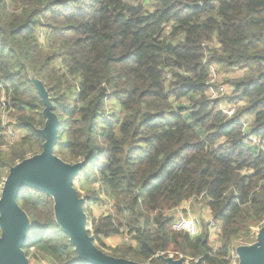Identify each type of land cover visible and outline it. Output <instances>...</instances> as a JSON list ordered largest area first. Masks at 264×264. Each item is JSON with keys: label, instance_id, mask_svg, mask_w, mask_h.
I'll return each instance as SVG.
<instances>
[{"label": "trees", "instance_id": "trees-1", "mask_svg": "<svg viewBox=\"0 0 264 264\" xmlns=\"http://www.w3.org/2000/svg\"><path fill=\"white\" fill-rule=\"evenodd\" d=\"M212 69L243 73L226 81L232 94L209 95ZM34 79L59 120L54 154L84 163L75 182L99 249L140 264H164L161 255L230 264L236 244L255 242L264 225V0H0V101L4 93L23 133L2 149L0 103V196L10 169L43 150ZM104 200L111 209L93 219ZM189 201L220 226L216 251L209 225L196 238L173 229ZM17 203L31 223L26 255L85 264L50 197L24 188ZM114 236L136 247H106Z\"/></svg>", "mask_w": 264, "mask_h": 264}, {"label": "water", "instance_id": "water-1", "mask_svg": "<svg viewBox=\"0 0 264 264\" xmlns=\"http://www.w3.org/2000/svg\"><path fill=\"white\" fill-rule=\"evenodd\" d=\"M33 84L45 106L43 115L46 123L40 131L45 143L40 154L12 167L5 179L0 196V264H30L24 245L31 223L17 203L24 188L40 191L53 200L56 223L69 237L79 259L85 264H140L111 257L99 249L90 237L84 199L79 197L74 187L75 178L81 173L84 163L69 164L54 154L59 120L53 113V104L44 84L35 79ZM236 256L239 264H264V225L259 229L255 242L238 247ZM158 258L164 264H191L183 257L176 260L174 255ZM195 264H204V259L196 260Z\"/></svg>", "mask_w": 264, "mask_h": 264}, {"label": "rangeland", "instance_id": "rangeland-1", "mask_svg": "<svg viewBox=\"0 0 264 264\" xmlns=\"http://www.w3.org/2000/svg\"><path fill=\"white\" fill-rule=\"evenodd\" d=\"M145 5H148V3L145 4ZM231 75H233L232 77L234 78V80H237L240 77H242L243 73L240 72V73H236V74L227 75V74H224V73L220 72L218 69H212L211 84L215 87V89H212L211 92L209 93V95L213 96V97H216L217 95H219L218 93H220L221 95H230V94H232L233 88L230 85L226 84V81L227 80H231V77H230V79L224 78L225 76L229 77ZM182 104L183 105H188V102L184 100L182 102ZM223 110L228 115L233 114L234 111H235L234 108H230V107L226 108V106L223 108ZM245 120H246V124L245 125H249L248 127H250V124L252 123V119L251 118H247ZM9 125H12V127L15 126L14 118H11V117L9 118ZM13 128H15V127H13ZM17 133H19V136H20V139H21L23 137V133L19 132V131H17ZM29 158H31V157H29ZM74 187L76 188V190L80 194H83V192L80 191L79 182L78 181H76L74 183ZM188 203H189V206L187 207L188 210L183 209L182 211H178V214H177L176 217L178 218V217H181V216H188L190 219H193V220H196L197 222H199L201 231L204 230L205 226L206 225L208 226L210 221L213 220V218L210 217V215H211L209 213L210 209L205 207L203 204H200L199 202L189 201ZM112 205H113L112 202L104 200L102 203H100V204H98L96 206H92L91 212H90L91 217L93 219L94 218H99L100 216L106 214L111 209ZM91 222H92V219H89V229L92 232V224H91ZM258 231H259V229L254 230V239L255 240H256V235H257ZM219 237H220V226H219V229H217L216 231H211V234H210V240H209L210 241V246L213 248L214 251L219 249L220 246H221ZM104 243H105L106 247H109L111 249L118 248V247H120L121 245H124V244H131L133 247H136L135 242L130 241V240L127 239V237H122V236L111 237L108 240H104ZM251 244H253V243L236 244L234 246V248H233V251H232V257L230 258L231 259L230 260L231 261L230 264H236V260H237V264H239V261H238L237 256H236V249L238 247H240V246H248V245H251ZM97 247H98V245H97ZM101 250H103V249H101ZM103 251L106 252L108 255H110V251H108V250H103ZM35 253H36L35 249H31L30 256L27 255L29 257V259H30V264H38V262H39V260L37 258H35V256H33ZM188 261L191 264L195 263L194 260H188ZM46 264H55V263H54L53 260L48 259V260H46Z\"/></svg>", "mask_w": 264, "mask_h": 264}, {"label": "built area", "instance_id": "built-area-1", "mask_svg": "<svg viewBox=\"0 0 264 264\" xmlns=\"http://www.w3.org/2000/svg\"><path fill=\"white\" fill-rule=\"evenodd\" d=\"M0 90H1V86H0ZM2 96L3 97L0 103H1L2 111H3L2 122H3V129H4L3 135L5 137V144L2 146V149L8 150L10 147L15 145L20 140V136H19V133H17V131L14 130V128L11 125H9L10 110L8 109V106L5 102V94L3 93ZM248 126L249 125H245V127H248ZM173 229L176 232H186L192 238H196L200 236L202 233L199 222H197L196 220L190 219L188 216L178 217L174 222ZM209 229H210V234H211V231H216L217 229H219V226H217L216 222L212 220L209 223ZM38 264H46V261L39 260ZM236 264H237V260H236Z\"/></svg>", "mask_w": 264, "mask_h": 264}, {"label": "crops", "instance_id": "crops-1", "mask_svg": "<svg viewBox=\"0 0 264 264\" xmlns=\"http://www.w3.org/2000/svg\"><path fill=\"white\" fill-rule=\"evenodd\" d=\"M233 75H231V76H225L224 78H227V79H230V77H231V80H234V78L232 77ZM189 206V203L188 202H186V203H184L180 208H178L177 210H175L174 211V215H175V217L177 216V214H178V211H182L183 209H186V210H188L187 209V207ZM209 213L211 214V212L209 211ZM210 217H212L211 215H210Z\"/></svg>", "mask_w": 264, "mask_h": 264}]
</instances>
